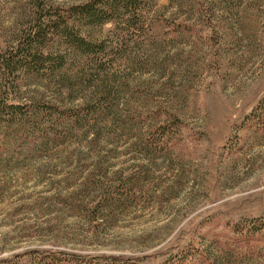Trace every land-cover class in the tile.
I'll use <instances>...</instances> for the list:
<instances>
[{"label": "rangeland", "instance_id": "obj_1", "mask_svg": "<svg viewBox=\"0 0 264 264\" xmlns=\"http://www.w3.org/2000/svg\"><path fill=\"white\" fill-rule=\"evenodd\" d=\"M38 2L0 0V54ZM140 2L0 69V264H264V0Z\"/></svg>", "mask_w": 264, "mask_h": 264}, {"label": "trees", "instance_id": "obj_2", "mask_svg": "<svg viewBox=\"0 0 264 264\" xmlns=\"http://www.w3.org/2000/svg\"><path fill=\"white\" fill-rule=\"evenodd\" d=\"M140 3V0H84L61 9L58 6L52 7L56 12L47 15L42 14L45 0H39L34 8L35 13L38 14L34 19L36 25L29 29L25 40L0 54V69L10 74H16L19 71L25 74H36L45 64L50 71L53 68L51 69L49 63L61 65L62 58L68 57V50L74 53V57L79 53L86 55L102 51L104 48L101 44H93L86 40L80 27L101 25L108 21H113L117 28L126 25L131 27ZM51 28L56 30L59 38L56 47L52 50L44 49L45 45L38 47L37 42L46 36L45 33L52 35V32H49ZM59 48H62V53H58L61 57H53L52 54L57 53ZM39 64L40 67H38ZM8 107L20 109V106L15 104ZM68 112L69 110L65 111V113Z\"/></svg>", "mask_w": 264, "mask_h": 264}]
</instances>
